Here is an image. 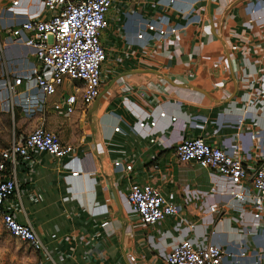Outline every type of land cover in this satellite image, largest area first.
Listing matches in <instances>:
<instances>
[{"label": "crops", "instance_id": "0c3cea01", "mask_svg": "<svg viewBox=\"0 0 264 264\" xmlns=\"http://www.w3.org/2000/svg\"><path fill=\"white\" fill-rule=\"evenodd\" d=\"M246 1L177 0V7L192 9L190 16L171 13L179 29L152 41L151 33L145 39L135 36L151 0H113L107 12L110 24L101 37L107 50L101 92L92 104L79 103L69 115L49 107L56 95L41 106L39 91L30 78L24 79L20 89L35 97L28 105L35 108L32 127L43 123L62 142L79 152L91 149L96 156L95 173L71 175L47 154H37L29 169L23 163L16 166V215L32 225L54 264H164L161 253L186 231L220 245L228 263L264 262V230L253 220L252 207L228 194L225 178L195 161L179 162L171 152L181 137L202 135L245 166L264 158V99L258 96L264 87V21H247ZM11 6V0H0V26L11 22L13 11L25 17L41 9L39 0ZM259 7L263 12L264 0ZM0 39L6 76L14 73L15 64L26 76L36 63L32 47L7 41L2 30ZM124 96L133 103L127 105ZM19 98L13 106L22 102ZM129 106L154 115L166 111L151 129L155 141H149V129H136ZM172 115L176 120H170ZM116 124L120 131H114ZM122 156L133 161V176L161 187L181 205L190 229L182 223L177 230L172 215L151 228L137 221L125 198L127 177L113 166ZM155 161L166 169L152 172ZM69 165L81 169L78 159Z\"/></svg>", "mask_w": 264, "mask_h": 264}, {"label": "built area", "instance_id": "2783aa9c", "mask_svg": "<svg viewBox=\"0 0 264 264\" xmlns=\"http://www.w3.org/2000/svg\"><path fill=\"white\" fill-rule=\"evenodd\" d=\"M39 1V12L22 17L19 12L13 11L15 14L11 15V22L0 26L7 41L32 47L36 57V63L30 65L26 76L11 73L6 76L4 87L12 105L15 98L20 96L25 107H29L35 97L20 89V85L25 78H30L40 93L41 106L46 105L50 96L56 95L49 102V107L57 113L69 115L77 109L79 103L84 106L92 104L101 92L102 67L107 60V50L101 37L110 24L107 12L113 0ZM137 1L143 3V0ZM261 1L245 2L249 23L264 21V11L261 12L259 7ZM18 2L11 0L12 6ZM151 3L152 7L138 19L135 35L138 39H145L148 33L152 34L149 36L152 41L170 37L179 29V24L171 21V13L190 16L192 11L177 7V0H151ZM231 47L235 48V45ZM128 57L134 61L136 55L131 52ZM67 83L68 88L65 87ZM258 96L264 99V87H260ZM123 100L127 105L132 101L125 96ZM247 102L252 103L253 99L248 97ZM127 108L135 117L136 129H149L148 139L150 142L155 141L157 137L151 129L156 125L158 117L167 115L166 111L161 109L154 115L150 109L138 112L130 106ZM176 118L175 115L170 116L171 121ZM113 129L120 131L119 124ZM171 152L179 162L195 161L225 178L228 194L240 205H250L253 220L264 230V158L254 161L252 166H245L238 157L202 135L181 137L172 146ZM37 154H47L58 159L71 175L81 171L95 173L96 156L91 149L79 152L72 144L62 142L58 133L43 123L36 124L21 136H13L6 146L0 148V222L10 235L26 242L41 254L36 258V264H54L32 225L19 220L13 199L17 188L16 166L23 163L28 169L31 168V162L37 160ZM127 158H115L113 166L121 168L127 177L125 198L129 211L136 216L137 221L151 228L166 216L172 215L177 218L174 223L177 230L182 223L187 224V219L180 214L181 205L172 201L161 187L133 176V161ZM72 159L80 160V170L69 165ZM164 169L166 167L159 161L151 165L152 172L156 174ZM191 227L192 224H187V228ZM239 254L244 255L245 252L240 250ZM161 257L164 264H238L226 261V252L220 245L188 235L187 231L167 251L161 253Z\"/></svg>", "mask_w": 264, "mask_h": 264}, {"label": "rangeland", "instance_id": "374dc122", "mask_svg": "<svg viewBox=\"0 0 264 264\" xmlns=\"http://www.w3.org/2000/svg\"><path fill=\"white\" fill-rule=\"evenodd\" d=\"M19 68L20 65L15 64L11 67V72L21 73L18 71ZM7 72L4 62L0 60V148L6 146L13 136L28 131L34 123L35 111L31 107H23L26 105L22 102L13 106L8 100L9 94L4 87ZM59 117L58 119L62 120ZM0 264H36L35 251L26 242L10 235L1 222Z\"/></svg>", "mask_w": 264, "mask_h": 264}, {"label": "water", "instance_id": "95a60500", "mask_svg": "<svg viewBox=\"0 0 264 264\" xmlns=\"http://www.w3.org/2000/svg\"><path fill=\"white\" fill-rule=\"evenodd\" d=\"M194 88L200 89L199 87H194ZM96 104H97V99H96Z\"/></svg>", "mask_w": 264, "mask_h": 264}]
</instances>
